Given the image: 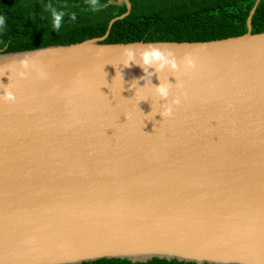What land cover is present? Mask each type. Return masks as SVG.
<instances>
[{
	"label": "water",
	"instance_id": "95a60500",
	"mask_svg": "<svg viewBox=\"0 0 264 264\" xmlns=\"http://www.w3.org/2000/svg\"><path fill=\"white\" fill-rule=\"evenodd\" d=\"M0 49V264H264V31Z\"/></svg>",
	"mask_w": 264,
	"mask_h": 264
},
{
	"label": "trees",
	"instance_id": "16d2710c",
	"mask_svg": "<svg viewBox=\"0 0 264 264\" xmlns=\"http://www.w3.org/2000/svg\"><path fill=\"white\" fill-rule=\"evenodd\" d=\"M256 1L130 0V12L113 22L105 41H195L243 34ZM126 9L125 3L109 0H0V49L16 51L102 36L110 20ZM251 27L254 33L264 31V0L257 3ZM77 264L197 263L159 257L133 262L113 257Z\"/></svg>",
	"mask_w": 264,
	"mask_h": 264
}]
</instances>
